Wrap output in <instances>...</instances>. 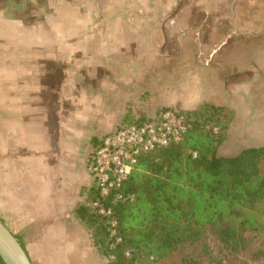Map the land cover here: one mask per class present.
<instances>
[{"label":"crops","instance_id":"obj_1","mask_svg":"<svg viewBox=\"0 0 264 264\" xmlns=\"http://www.w3.org/2000/svg\"><path fill=\"white\" fill-rule=\"evenodd\" d=\"M17 1L0 0V219L29 246L33 262L88 264L92 241L76 211L93 184L94 143L162 108L226 106L210 97L250 88L226 89L230 75L250 66L259 74L252 86L264 82V67L246 54L264 48V0H105L98 48L89 45L94 0H26L28 7L54 5L41 21L68 26L22 31L8 10ZM27 13L25 21L40 19ZM15 30L26 41L15 44ZM185 81L199 87L173 99L175 82ZM47 97L57 98V108H47ZM84 233L87 249L69 258L65 248Z\"/></svg>","mask_w":264,"mask_h":264},{"label":"trees","instance_id":"obj_2","mask_svg":"<svg viewBox=\"0 0 264 264\" xmlns=\"http://www.w3.org/2000/svg\"><path fill=\"white\" fill-rule=\"evenodd\" d=\"M188 114L194 121L184 141L142 157L126 182L134 202L115 205L120 243L107 219L77 209L108 264H264V146L218 156L233 112L205 105ZM207 235L217 242L215 257Z\"/></svg>","mask_w":264,"mask_h":264},{"label":"rangeland","instance_id":"obj_3","mask_svg":"<svg viewBox=\"0 0 264 264\" xmlns=\"http://www.w3.org/2000/svg\"><path fill=\"white\" fill-rule=\"evenodd\" d=\"M26 0H18L17 3L8 7V10H12L15 15L16 22L15 25L18 26L17 30H34L40 28L41 26L46 27L47 29H54L55 26H68V23H56L53 22H43V15L54 12L55 6L50 5L48 7L38 8L36 6L28 7L26 5ZM30 11L35 15V18H40L37 21H25V17L29 16ZM25 11V12H24ZM90 13V8L88 9ZM92 12L95 16L93 21V29L95 31V38L91 40L89 45L94 48L101 47L105 45V29L107 30L105 23V0H94V5L92 7ZM26 14V15H25ZM38 15V16H37ZM22 33V32H21ZM15 44L18 41H26L25 37H17V32H14ZM85 43V42H84ZM71 44V39H67L65 45ZM73 44V41H72ZM255 50H250V53H246L248 56V61L251 60L252 64H255V61L258 65H262L264 67V48H259L258 46H254ZM181 76L184 77L182 71H179ZM259 76L256 73V69L253 66H250V69H243L241 74H232L229 79H227L226 89L229 87V84H236L240 86L244 82H248L250 88H243L239 93H232L231 97H225V93H221V97H210L212 101L217 104H224L225 107L229 108L233 112V119L228 125L227 130L225 131V139L220 148L218 149V156L224 157H232L239 154L242 150L251 147H263L264 146V82L258 81L257 84L252 86L253 78ZM256 81V80H255ZM184 82V81H183ZM180 83V81H179ZM179 83L175 82V91L173 99L179 101L184 99L187 92L196 90L199 86L194 83H189L185 81L183 85L179 86ZM217 84V83H216ZM215 84V85H216ZM221 87V83L218 84ZM61 85H58L56 88L59 90ZM219 87V86H218ZM215 86V88H218ZM157 89V87H153ZM203 88V87H202ZM204 89H207L205 87ZM202 90V89H201ZM64 92L66 94L69 93V87L64 88ZM64 93V94H65ZM65 94V95H66ZM67 96V95H66ZM64 96V97H66ZM56 97H47V108L49 109L51 103L56 105ZM57 108V107H56ZM103 136V135H102ZM89 232V231H88ZM90 233V232H89ZM84 239L83 242L77 243L75 245H71L65 248V253L68 252V256L71 259L78 260L81 258L80 253L86 248L85 241L89 240V237L86 233L83 234ZM90 239L92 241V237L90 234ZM204 242L209 246L212 255L215 257L217 253V242L211 235H207L204 239ZM92 244V242H91ZM89 242L87 243V247L90 249L88 252V257L86 258V262L88 264H108V260L100 253L99 249L95 248L93 244L91 245ZM26 249L29 248L25 247ZM34 251L32 255L36 257V247H33ZM87 249V248H86ZM243 262H247L248 264H255L246 259L242 260ZM33 262V261H32ZM33 264H41L38 261L33 262ZM46 264V263H43Z\"/></svg>","mask_w":264,"mask_h":264},{"label":"built area","instance_id":"obj_4","mask_svg":"<svg viewBox=\"0 0 264 264\" xmlns=\"http://www.w3.org/2000/svg\"><path fill=\"white\" fill-rule=\"evenodd\" d=\"M188 112L162 108L151 118L121 124L94 143L88 159L93 184L84 205L91 215L107 219L110 237L116 243H120L121 238L115 205L134 202V197L124 191L126 182L137 170L142 157L184 141L194 121ZM207 129L212 135L221 132L214 125H208ZM193 155L196 157L197 153Z\"/></svg>","mask_w":264,"mask_h":264},{"label":"water","instance_id":"obj_5","mask_svg":"<svg viewBox=\"0 0 264 264\" xmlns=\"http://www.w3.org/2000/svg\"><path fill=\"white\" fill-rule=\"evenodd\" d=\"M0 259L4 264H33L19 238L0 219Z\"/></svg>","mask_w":264,"mask_h":264}]
</instances>
